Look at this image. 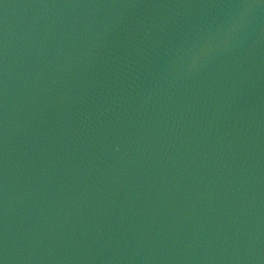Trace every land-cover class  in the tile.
Masks as SVG:
<instances>
[{
    "label": "water",
    "instance_id": "1",
    "mask_svg": "<svg viewBox=\"0 0 264 264\" xmlns=\"http://www.w3.org/2000/svg\"><path fill=\"white\" fill-rule=\"evenodd\" d=\"M0 264H264V0H0Z\"/></svg>",
    "mask_w": 264,
    "mask_h": 264
}]
</instances>
